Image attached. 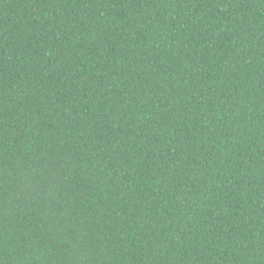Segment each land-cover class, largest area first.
Masks as SVG:
<instances>
[{
	"label": "trees",
	"instance_id": "trees-1",
	"mask_svg": "<svg viewBox=\"0 0 264 264\" xmlns=\"http://www.w3.org/2000/svg\"><path fill=\"white\" fill-rule=\"evenodd\" d=\"M0 264H264V0H0Z\"/></svg>",
	"mask_w": 264,
	"mask_h": 264
}]
</instances>
